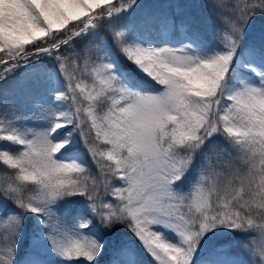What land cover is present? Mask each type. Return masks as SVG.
I'll return each mask as SVG.
<instances>
[{
    "label": "snow or ice",
    "instance_id": "obj_1",
    "mask_svg": "<svg viewBox=\"0 0 264 264\" xmlns=\"http://www.w3.org/2000/svg\"><path fill=\"white\" fill-rule=\"evenodd\" d=\"M135 4L0 0V79L18 67L35 66L42 55L53 56L78 37L88 38L105 17L114 25L111 41L97 45L104 56L92 62L90 72L77 77L68 72L67 58L56 55L65 83L57 74L53 99L71 100L74 110L57 116L49 107L47 127L37 132L24 128L30 118L26 112L8 101L0 104V162L15 172L6 187L0 186V197L23 210L0 213V264H16L27 213L36 217V253L27 264H43L45 241L61 264H100L105 235L115 224L126 225L133 242L156 264H196L202 242L218 230L247 233L240 243L252 257L250 264H264V246L254 242L256 233L264 236V69L253 62L264 63V30L248 35L253 22L264 18V0L230 5L213 0L224 26L215 47L195 39L180 46L158 44L126 34L129 26L115 25ZM38 39L44 43L37 44ZM141 77L152 87H143ZM85 124L106 148L89 144ZM77 132L100 179L79 154H69ZM217 136L228 159L213 162L205 149L215 147ZM112 177L118 186L110 184ZM29 181L35 187L26 196L23 182ZM109 195L117 202L106 201ZM65 215L76 223L63 221ZM112 251L137 264L128 242ZM111 264L120 261L111 259ZM220 264L231 261L222 258Z\"/></svg>",
    "mask_w": 264,
    "mask_h": 264
},
{
    "label": "trees",
    "instance_id": "obj_2",
    "mask_svg": "<svg viewBox=\"0 0 264 264\" xmlns=\"http://www.w3.org/2000/svg\"><path fill=\"white\" fill-rule=\"evenodd\" d=\"M115 3L116 0H113ZM128 2V0H124ZM213 0H136V4L128 12L121 13V19L115 26L127 25L130 28V34L139 36L145 42L162 43L164 41V32L169 28L168 43L176 45L181 41V33H184L189 38L195 39L205 46H212L218 43L219 34L224 27L221 22L220 10L212 6ZM225 3L230 5L232 0H225ZM177 4L183 5V9H178ZM138 5V6H137ZM183 11L185 14L181 18L178 14ZM175 20V23L170 21ZM114 25L107 23V17L103 21L98 22V27L94 31H90L89 37H78L73 43L69 45H62L59 52L53 56L42 55L40 62L35 66L29 64L27 67L21 66L15 69L13 73H9L6 79H0V104L8 101L10 106L18 107L20 111L26 112L29 119L24 123V128L28 129L29 120L37 119L36 123L45 119L47 109L52 107L55 81L57 74L60 76V82L65 83L63 73H59V62L56 60V55L67 58L66 68L69 73H73L80 77L84 72H90L92 62L99 56L101 51L97 50V45L109 43L111 41V29ZM69 24L61 32L67 31L71 28ZM264 30V18L255 20L249 29V37L258 35ZM108 40L105 41L104 38ZM45 40L48 38H44ZM37 44H43L44 40L38 39ZM47 46V45H45ZM26 47L31 48L32 45ZM86 49H91L90 53L91 62H89L87 69H85L84 56ZM3 53H0L2 56ZM78 57V58H77ZM261 69H264V63L259 60L253 61ZM132 68L134 66H126ZM4 66L0 65V72L3 71ZM249 76V73H245ZM89 76H86L87 79ZM143 87L151 88L152 84L143 78ZM249 79L256 81L255 77ZM86 103V102H85ZM61 110H74L71 100L61 102ZM54 107V106H53ZM71 127V126H69ZM84 132L87 134L89 144H99L95 140L94 132H90L87 124L83 125ZM63 135V132H61ZM74 142L69 150L70 155L79 154L81 160L85 161L92 174L96 175L98 179L101 178L100 172L95 164H93L91 157L87 151L86 146L81 142L82 137L79 132L74 137ZM215 147L205 149V154L210 156L212 161L215 162L219 159H228L223 155L225 145L221 142V137L215 138ZM4 142H0L2 144ZM101 148L105 145L99 144ZM101 163H106L101 161ZM15 172L8 169L7 166L0 162V186H7L9 177H14ZM83 178V177H81ZM115 180L114 177L110 178L111 182ZM191 178L186 183H190ZM258 182V178H257ZM24 183V194L27 196L30 190L35 186L29 182ZM89 183L91 181L89 180ZM208 187V185H206ZM238 187V184L236 185ZM186 189V188H185ZM101 195L103 196V184H101ZM68 199L83 201L84 197H71ZM106 201L116 203L117 201L109 195L104 197ZM215 200V196H213ZM63 205V201L59 202ZM22 212V209L15 208L11 200L5 203V198L0 197V213H10L11 211ZM57 215H60L57 213ZM253 216L257 222L259 217ZM68 224L76 223L75 220H70L66 215L62 218ZM55 217L52 223H56ZM99 223V221H97ZM36 226V217L34 214L27 213L25 216V228L23 236L20 240L17 250L16 264L27 263L29 257L36 253L33 247V232ZM84 233L90 234V230H82ZM218 235L214 236L209 234L208 237L202 242V247L196 258V264H220L223 259H229L231 264H250L252 257L249 253L244 251L241 247L240 241L242 238H248L247 233L237 231L235 233H227L225 230H218ZM3 234V226H0V239ZM106 252L100 260V264H111V259H118L120 264H128L129 257L123 253H113L112 248L114 245L121 241L128 242V247L133 250L134 255L132 259L137 261V264H156L154 258L138 248V244L134 243V238L128 232L127 226L124 224H115L111 229L107 230L105 235ZM255 244L257 247L264 246V236L256 233ZM217 250H222L223 255L219 257ZM43 264H61L59 258L53 255L49 250L40 249ZM83 261V258H81ZM75 264V262H73ZM86 264V262H84Z\"/></svg>",
    "mask_w": 264,
    "mask_h": 264
},
{
    "label": "rangeland",
    "instance_id": "obj_3",
    "mask_svg": "<svg viewBox=\"0 0 264 264\" xmlns=\"http://www.w3.org/2000/svg\"><path fill=\"white\" fill-rule=\"evenodd\" d=\"M164 42H162V43H158V44H169L168 43V37H169V29H166L165 30V32H164ZM191 40H193L192 38H189L187 35H185L184 33H181V41L178 43V44H176V45H173V46H180V45H182V44H184V43H187V42H190ZM198 42V41H197ZM154 43V42H153ZM199 43V42H198ZM102 45H105V44H102ZM169 45H172V44H169ZM104 56V52L103 51H101V53H100V56L99 57H103ZM98 59V58H97ZM97 59L95 60V61H97ZM94 61V62H95ZM92 66H93V64H92ZM92 66H91V68H92ZM90 71H91V69H90ZM89 83H91V77L89 76L87 79H86ZM59 83H61L60 81H59ZM59 85H58V82H57V80L55 81V87L57 88ZM87 103V102H86ZM57 105H58V107H57ZM54 106V107H53ZM61 107H62V105H61V102H55L54 101V99H53V104H52V109L54 110V113H55V115H57V116H59V111H61ZM47 114H49V113H47ZM36 120L37 119H34V118H32V119H30L29 120V123H28V129H31V130H33V131H41V130H43L45 127H47V120L46 119H44V120H42L41 122H38V123H36ZM107 146L105 145V148H106ZM120 184V181L118 180V179H116L115 178V180H113L112 182H111V185H116V186H118ZM205 188L207 189V186L205 185ZM185 190H187V189H185ZM0 243H2V238L0 239ZM41 248L42 249H46V250H48V248H47V243H46V241L45 242H43L42 243V245H41ZM24 264H27V263H24Z\"/></svg>",
    "mask_w": 264,
    "mask_h": 264
}]
</instances>
